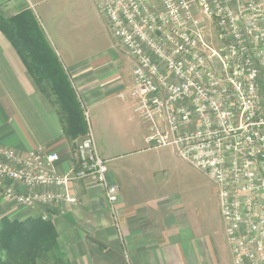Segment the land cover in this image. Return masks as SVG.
<instances>
[{
    "label": "built area",
    "instance_id": "built-area-1",
    "mask_svg": "<svg viewBox=\"0 0 264 264\" xmlns=\"http://www.w3.org/2000/svg\"><path fill=\"white\" fill-rule=\"evenodd\" d=\"M112 37L132 59L135 113L152 149L171 148L216 189L233 264H264V0H96ZM78 170L61 174L57 153L23 155L0 145V182L21 205L79 204L69 187L121 189L89 131ZM54 188L59 193L38 189ZM47 214L42 216L48 221Z\"/></svg>",
    "mask_w": 264,
    "mask_h": 264
},
{
    "label": "crops",
    "instance_id": "crops-1",
    "mask_svg": "<svg viewBox=\"0 0 264 264\" xmlns=\"http://www.w3.org/2000/svg\"><path fill=\"white\" fill-rule=\"evenodd\" d=\"M0 5L38 12L52 27L77 100L85 116L94 118L89 131L95 147L112 164L108 180L121 189L114 210L104 187L90 180L68 188L77 205L26 206L6 197L8 182H0V219L49 215L70 264H233L215 187L204 180L201 199L169 190L152 176L153 163L138 160L162 148L147 143L150 126L135 113L130 95L133 61L112 37L96 0H0ZM56 99L35 82L0 31V145L23 155L37 148L57 153L56 169L65 175L78 170L74 151L81 137L65 135Z\"/></svg>",
    "mask_w": 264,
    "mask_h": 264
},
{
    "label": "trees",
    "instance_id": "trees-1",
    "mask_svg": "<svg viewBox=\"0 0 264 264\" xmlns=\"http://www.w3.org/2000/svg\"><path fill=\"white\" fill-rule=\"evenodd\" d=\"M0 31L17 50L38 85L49 83L63 109L64 133L70 140L89 132L85 114L61 66L47 44L37 19L25 9L9 21L0 17ZM51 221L0 219V264H70Z\"/></svg>",
    "mask_w": 264,
    "mask_h": 264
},
{
    "label": "rangeland",
    "instance_id": "rangeland-1",
    "mask_svg": "<svg viewBox=\"0 0 264 264\" xmlns=\"http://www.w3.org/2000/svg\"><path fill=\"white\" fill-rule=\"evenodd\" d=\"M21 4H23V2ZM25 9H27V8H25ZM25 9L24 8H22V9L8 8L7 9V7L2 8V6L0 5V17L9 21L12 17H14L15 15H17L18 13L22 12ZM31 11L33 12V14L35 15V17L37 19V22L40 26V29L42 31V34H43L47 44L51 48L55 58L61 64L67 78L70 80V78H69L70 70L69 69L65 70V64L63 65V58H61V56L57 52L58 51L57 49H60V48H59V44H58L56 38L51 33L52 27L50 28L49 25L43 24L38 12L36 13L33 10H31ZM38 11L40 12V9H38ZM60 43H62V42H60ZM42 87H43V89H45V91L48 94H52L51 85L49 83H43ZM55 101L58 104L59 110L63 114V109H62L61 103L59 102L58 99H56ZM93 119L94 118L92 115H90V116L88 115L87 117L85 116V120L88 124V127L89 126L91 127V125L95 126ZM94 131H96V129H94ZM114 134L115 135L117 134L116 129H114ZM83 138L84 137H81L80 141ZM105 138H106V136L104 134L103 139L105 140ZM77 139H79V138H77ZM115 139H117V137H115ZM170 150H167L166 148H162L160 150L161 153H159V155H150L145 159H142L143 155H141L142 157H138L139 158L138 160H141L142 162L153 163L155 165L156 169L153 170L152 176H154L155 178H157L160 181L166 182L169 190L171 189L172 191L179 192L181 194H185L189 197L194 196L196 198L201 199L204 196V194L206 193L204 180H206V181H208V180L202 174H200L194 168H192L189 164H187L183 160L176 157L173 153H171ZM107 165H108V168H110L112 166V164L109 162L107 163ZM66 259H67V257H66Z\"/></svg>",
    "mask_w": 264,
    "mask_h": 264
},
{
    "label": "water",
    "instance_id": "water-1",
    "mask_svg": "<svg viewBox=\"0 0 264 264\" xmlns=\"http://www.w3.org/2000/svg\"><path fill=\"white\" fill-rule=\"evenodd\" d=\"M94 242H96V241H94ZM98 245H100L101 247H104L103 245H101L99 242H96Z\"/></svg>",
    "mask_w": 264,
    "mask_h": 264
}]
</instances>
